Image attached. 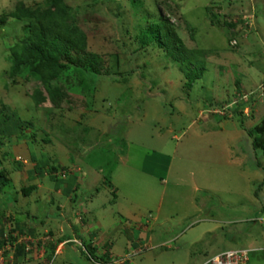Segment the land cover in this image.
I'll return each mask as SVG.
<instances>
[{
  "label": "rangeland",
  "instance_id": "rangeland-1",
  "mask_svg": "<svg viewBox=\"0 0 264 264\" xmlns=\"http://www.w3.org/2000/svg\"><path fill=\"white\" fill-rule=\"evenodd\" d=\"M47 1L0 0V16L24 5L0 23L2 264H15L12 237L28 246L16 264H108L85 250L80 229L93 222L119 231L116 253L149 236L115 264H201L237 248L264 264V153L251 136L264 117V0H62L101 63L69 72L62 106L48 112L30 97L39 81L9 77L10 47ZM158 23L194 53L190 69L202 66L190 87L150 39ZM127 217L129 237L117 228ZM206 220L221 226L190 245ZM63 235L72 244L53 258Z\"/></svg>",
  "mask_w": 264,
  "mask_h": 264
},
{
  "label": "trees",
  "instance_id": "trees-1",
  "mask_svg": "<svg viewBox=\"0 0 264 264\" xmlns=\"http://www.w3.org/2000/svg\"><path fill=\"white\" fill-rule=\"evenodd\" d=\"M22 7L24 5L18 3L13 12L1 15L0 23L9 18L18 19L19 13L23 10ZM41 15L43 16L41 20H34L24 25L23 38L10 47L9 77H17L24 72L25 80L39 81L34 94H31L30 97L35 102V106L40 103L48 106L45 108L48 112L52 109H60L62 106L66 94L65 87H60V84L69 75V72L78 71L83 76L91 74L94 69H100L101 60L99 56L87 51L85 34L76 24L73 12L62 0L47 1ZM227 26L234 27L233 24H227ZM147 33L150 39L159 40V45L174 61L179 63V68L187 79V87H190L195 80L202 76L201 65L194 69L189 68L193 62L194 53L183 46L182 40L172 32L166 23L149 26ZM26 125L31 124L26 122ZM7 128L4 126L2 132H7ZM12 128L18 130L21 126L16 122ZM251 136L253 148L260 149L264 153V117L254 127V134ZM31 159H35L33 155ZM40 167L42 166L36 165L34 168L37 174ZM56 169L51 167L49 170L55 172ZM52 180L56 182V186L60 184L57 177H53ZM7 182L9 180L4 171H0V188H3ZM32 189L34 187L31 186L22 192L26 196ZM29 233L33 234L32 228ZM11 241L15 242V238L12 237ZM4 245L5 241L1 240L0 248ZM51 251L53 252L52 249ZM87 253L88 256H94L93 252L87 251ZM13 257L15 264L22 257H26L23 246L16 245ZM105 258L103 256V259Z\"/></svg>",
  "mask_w": 264,
  "mask_h": 264
},
{
  "label": "crops",
  "instance_id": "crops-1",
  "mask_svg": "<svg viewBox=\"0 0 264 264\" xmlns=\"http://www.w3.org/2000/svg\"><path fill=\"white\" fill-rule=\"evenodd\" d=\"M91 211L92 210H90V212ZM87 215H90V213L88 212ZM151 217H152V215H151ZM220 224L215 223L214 221H207V220L204 221L203 225H202L203 228L202 227L199 228L197 226V228L199 229L197 231H199V233H198V235H196V237L194 239H192L190 241L189 244L194 245L195 243H197L201 240V237L203 235L209 234L211 232H215L221 226ZM132 226H136V228H137L135 221L133 219L127 217V218H124V220H122V223L117 228L120 230V232H122L123 234H126L129 237L130 236L129 234H131V236L133 235V233H131V229H130V227H132ZM83 227L84 228L80 229V232L82 234L86 235V238H84L85 239L84 245L86 246L85 250H87L89 252H93V253H95L97 251V253H95V254H97V256H102V257L104 256V257H106L105 259L108 260V262L111 261L108 264H115V263H113V261H115L116 259H119V261H121V259L124 258L123 256H125L126 253L130 252V249L132 251V248H130V246L135 245V247H137L139 243H141L143 241H149V236L146 235L143 238V233L140 232V234H138V235H141V234L142 235L139 239L138 238L137 239L130 238L129 240H127V244L125 245L127 250L126 249L123 250L122 253H116V252H114V248L112 245L113 241L109 240V239L114 238L113 234L115 232H119L116 228L115 229L113 228L114 232H111V229H109V231H107L103 228V226L100 222H93L92 224H89V223L86 224L85 223V225ZM127 228H129V229L127 230ZM71 230H72V234H73V232H75V229L73 228ZM71 230H70V232H71ZM129 231H130V233H127ZM193 236H195V235H193ZM63 238H66L65 235H63L62 238L58 237L56 239L57 243L53 247L51 246V249L53 250V258L56 256L63 255V253L67 250L68 245L72 244L70 241H68L66 239L64 240ZM136 242H138V244ZM133 249L136 250L135 248H133ZM117 254H119V255H117ZM114 257H117V258L114 259ZM27 258H28V256H27ZM27 261H28V259H27ZM91 262H92L91 264H94L95 263L94 259H92ZM248 262H249V260H248ZM133 263H134L133 260H132V262L128 261V264H133Z\"/></svg>",
  "mask_w": 264,
  "mask_h": 264
},
{
  "label": "built area",
  "instance_id": "built-area-1",
  "mask_svg": "<svg viewBox=\"0 0 264 264\" xmlns=\"http://www.w3.org/2000/svg\"><path fill=\"white\" fill-rule=\"evenodd\" d=\"M236 45V41L232 40L231 46ZM261 223L264 225V220H261ZM8 242H5V245L0 248V264H2L5 260V250H3ZM12 244L11 247L15 250L16 245H25L23 243L16 244L15 242L10 243ZM28 246H24V251H28ZM7 249V248H6ZM248 253L249 251L247 249L238 248V249H230L224 252H221L211 258L206 259L201 264H247L248 262ZM9 264H12L11 262ZM44 264H52V261L47 260L44 262Z\"/></svg>",
  "mask_w": 264,
  "mask_h": 264
},
{
  "label": "clouds",
  "instance_id": "clouds-1",
  "mask_svg": "<svg viewBox=\"0 0 264 264\" xmlns=\"http://www.w3.org/2000/svg\"><path fill=\"white\" fill-rule=\"evenodd\" d=\"M52 264H53V262H52Z\"/></svg>",
  "mask_w": 264,
  "mask_h": 264
}]
</instances>
